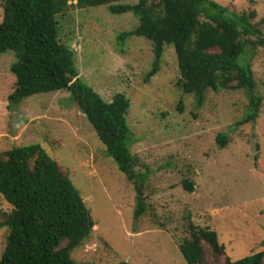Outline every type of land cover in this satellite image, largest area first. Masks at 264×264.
Here are the masks:
<instances>
[{
    "label": "rangeland",
    "instance_id": "rangeland-1",
    "mask_svg": "<svg viewBox=\"0 0 264 264\" xmlns=\"http://www.w3.org/2000/svg\"><path fill=\"white\" fill-rule=\"evenodd\" d=\"M215 1L236 13L256 10V20L264 18V0ZM3 16L0 0V23ZM67 20L70 26L62 25L60 38L71 41L83 80L107 101L117 93L131 98L127 120L140 138L131 151L141 164L136 175H147L149 205L148 213L135 220L134 184L109 157L68 91L34 95L8 109L16 80L10 66L16 57L11 51L0 55V152L40 144L69 170L95 222L72 258L79 264H187L179 246L189 236V221L218 233L226 250L220 264L227 257L237 261L264 251L263 49L251 60L256 93L263 98L261 113L256 125H240L247 93L208 92L198 108L193 96L174 85L180 71L171 46L165 47L158 75L145 82L152 44L128 39L119 50L117 41L136 27L133 13L114 15L109 6L75 8ZM219 134L229 138L223 148ZM185 180L194 185L192 192L184 187ZM0 210H12L1 195ZM6 234L1 228L0 259ZM203 264L217 263L208 255Z\"/></svg>",
    "mask_w": 264,
    "mask_h": 264
},
{
    "label": "trees",
    "instance_id": "trees-1",
    "mask_svg": "<svg viewBox=\"0 0 264 264\" xmlns=\"http://www.w3.org/2000/svg\"><path fill=\"white\" fill-rule=\"evenodd\" d=\"M102 6H109L114 15L131 12L137 20L135 28L118 36L119 50L128 39L144 38L152 44L146 83L158 75L165 47L171 46L180 71L174 85L193 96L198 108L208 92L247 93L240 125H256L263 105L251 60L258 49L264 51V18L256 20V10L230 11L215 0H4L0 55L11 51L16 57L10 66L16 80L8 109L34 95L68 91L109 157L134 184V219L139 220L149 205L144 192L147 175H136L141 164L131 151L140 139L127 120L131 98L117 93L111 101L105 100L80 76L71 41L60 38L62 25L70 26L67 18L75 8ZM178 107L182 110V101ZM217 141L223 148L229 138L219 134ZM70 177L69 170L40 144L0 152V195L12 206L10 212L0 210V229H7L0 264H79L72 252L90 236L95 222ZM184 187L194 189L187 180ZM188 224L189 236L179 246L187 264H203L208 255L220 264L226 250L218 233L192 221ZM224 264H264V251L237 261L227 257Z\"/></svg>",
    "mask_w": 264,
    "mask_h": 264
}]
</instances>
